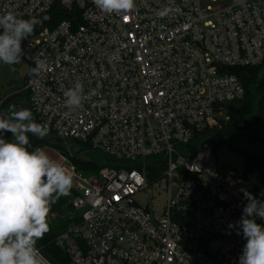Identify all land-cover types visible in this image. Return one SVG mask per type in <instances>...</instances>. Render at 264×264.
Instances as JSON below:
<instances>
[{
	"label": "built area",
	"instance_id": "1",
	"mask_svg": "<svg viewBox=\"0 0 264 264\" xmlns=\"http://www.w3.org/2000/svg\"><path fill=\"white\" fill-rule=\"evenodd\" d=\"M136 4L118 16L93 0H0V15H64L22 42L33 63L47 61L25 86L30 110L49 133L117 160L90 175L64 165L78 219L55 245L69 264H239L243 191L255 185L219 171L213 138L245 96L232 69L264 61V0ZM164 7L172 11L158 19ZM77 82L86 99L73 110L63 94ZM228 136L264 145V116Z\"/></svg>",
	"mask_w": 264,
	"mask_h": 264
},
{
	"label": "clouds",
	"instance_id": "2",
	"mask_svg": "<svg viewBox=\"0 0 264 264\" xmlns=\"http://www.w3.org/2000/svg\"><path fill=\"white\" fill-rule=\"evenodd\" d=\"M107 14H130L136 0H93ZM171 8L157 13L161 19ZM44 18H18L13 12L0 15V63L15 65L24 57L22 42L33 34ZM31 69L38 75L47 68L46 59L34 61ZM65 104L76 110L86 99L80 82L64 92ZM11 133V139H6ZM43 138L48 135L46 124H38L31 110L21 108L0 114V264H47L37 242L50 230L48 217L52 204L69 194L74 177L68 169L54 161L42 147L32 150L28 134ZM248 203L237 222L246 241L239 264H264V201L244 190Z\"/></svg>",
	"mask_w": 264,
	"mask_h": 264
},
{
	"label": "trees",
	"instance_id": "3",
	"mask_svg": "<svg viewBox=\"0 0 264 264\" xmlns=\"http://www.w3.org/2000/svg\"><path fill=\"white\" fill-rule=\"evenodd\" d=\"M45 17H47V19L44 20L43 25L52 26L57 21L61 20L64 15L53 12ZM232 71L241 78L245 87V96L243 99L235 101L230 105L232 120L227 126H225L222 133H220V135L224 136L226 139H234L229 137L228 134L235 128L244 126L264 116V61L261 64L254 66L236 67L232 69ZM28 136L30 144L32 145V148L29 150H32L35 147L43 148L44 146L49 145L31 134H28ZM6 139H11V137L6 136ZM254 146L255 145H252V147ZM52 147L62 149L61 147ZM240 151L244 155V167L241 174L243 177L254 183L255 190L253 195L259 200L264 201V151L262 148H252L247 151ZM73 161L81 168L93 173L100 168L98 162L91 160L87 162L73 159ZM70 193L73 196V188H71L69 194ZM69 194L61 196L54 204H52L50 211L59 214L60 218L51 221L48 220L50 230L45 234L43 239L38 242L39 245L44 247L45 255L49 257L54 264H69L67 254L55 245V238L66 230L73 221L78 219V212L73 209L71 203V214L69 212L66 214L63 213L64 205L69 200ZM72 215L73 217H71Z\"/></svg>",
	"mask_w": 264,
	"mask_h": 264
},
{
	"label": "rangeland",
	"instance_id": "4",
	"mask_svg": "<svg viewBox=\"0 0 264 264\" xmlns=\"http://www.w3.org/2000/svg\"><path fill=\"white\" fill-rule=\"evenodd\" d=\"M29 72V64L24 58L21 62L15 65H6L0 63V98L9 97L13 93L19 91H24L25 83L24 77ZM8 137H11V134H7ZM214 142H217L215 149V155L217 159V167L220 172L223 173H235L241 174L244 167V155L240 150H245L251 145L259 146L258 143H252L251 140L245 136H238L235 139H226L220 134L213 138ZM81 144V143H80ZM47 154L54 161L63 165H70L71 162L74 163L73 159L68 156L63 150L46 145L43 147ZM264 151V146L262 147ZM84 159H89L94 162L104 163V158L101 152L91 149L82 155ZM84 161V160H83ZM75 164V163H74ZM78 169L82 170L85 175H90L93 172L81 168L75 164ZM74 185V184H73ZM69 200L64 205V214L70 213V200L73 197L71 193L69 194ZM71 214V213H70ZM60 215L51 212L49 213L48 220L59 219ZM62 217V216H61ZM73 217V215L71 216Z\"/></svg>",
	"mask_w": 264,
	"mask_h": 264
},
{
	"label": "water",
	"instance_id": "5",
	"mask_svg": "<svg viewBox=\"0 0 264 264\" xmlns=\"http://www.w3.org/2000/svg\"><path fill=\"white\" fill-rule=\"evenodd\" d=\"M23 47V44H22ZM24 49V47H23ZM26 62L29 64V72L25 75L24 77V83L25 86L28 84L29 79L33 76L31 69L34 67V63L32 60V57L30 56V54L25 51L24 49V57H23ZM29 95V89L25 88L24 91H22L21 93H14L12 95H10L9 97L6 98V100L4 101V103L2 104V106L0 107V114H6V110H5V106L10 103L11 101H14L17 97H27ZM25 103V101H22L21 103H19V105L22 107V105ZM20 108V109H21ZM33 119L36 123L39 124L38 120L36 119L35 116H33ZM215 134L213 133H207L205 135H202L194 144L189 145L188 147H183L181 148V151H185L186 148H190L192 150H196L199 146H201L205 141L211 139ZM34 136V135H33ZM38 139H41L42 141L46 142L47 144L51 145V146H56V147H61L64 149V152L67 153L72 159H76V160H84V161H89V159H84L83 158V154L84 152L91 150V148L88 147H84V148H80L77 151H73L72 147H73V143L74 141L71 140H67V139H63L60 137H57L51 133H48L47 136L40 138L35 136ZM264 145H259V146H254L252 147V145L250 147H248L247 149H245V151H247L248 149H252V148H262ZM103 155L104 161L106 164H110L112 162H116L117 160L114 159H110L108 157H106V155ZM40 241V240H39ZM38 241V242H39Z\"/></svg>",
	"mask_w": 264,
	"mask_h": 264
},
{
	"label": "flooded vegetation",
	"instance_id": "6",
	"mask_svg": "<svg viewBox=\"0 0 264 264\" xmlns=\"http://www.w3.org/2000/svg\"><path fill=\"white\" fill-rule=\"evenodd\" d=\"M22 91H19L17 93H21ZM14 94V93H13ZM22 101H25V103L22 105L23 108L29 109L30 110V105H29V95L27 97H17L14 101H11L10 103H8L5 106V110L7 113H10L12 110H20L21 106L19 105V103H21ZM11 134V133H10ZM31 134V133H29ZM32 135V134H31ZM80 148H84V146L78 142H74L73 143V151H77ZM61 150L64 151V149L62 148ZM67 154V153H66Z\"/></svg>",
	"mask_w": 264,
	"mask_h": 264
}]
</instances>
